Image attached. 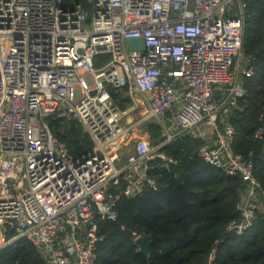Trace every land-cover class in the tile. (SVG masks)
<instances>
[{"label":"built area","instance_id":"obj_1","mask_svg":"<svg viewBox=\"0 0 264 264\" xmlns=\"http://www.w3.org/2000/svg\"><path fill=\"white\" fill-rule=\"evenodd\" d=\"M88 3L89 13L61 0H0V250L24 238L47 264H95L93 217L114 220L120 195L155 189L150 162L176 164L161 149L186 134L204 140V162L244 182L240 218L225 228L243 234L264 190L252 162L234 152L226 118L246 94L241 76L253 74L241 0ZM132 38L145 49L129 50ZM107 86L124 90L125 109ZM53 115L81 125L92 142L85 155L73 158L53 135ZM145 120L164 139L123 158L122 140Z\"/></svg>","mask_w":264,"mask_h":264},{"label":"trees","instance_id":"obj_2","mask_svg":"<svg viewBox=\"0 0 264 264\" xmlns=\"http://www.w3.org/2000/svg\"><path fill=\"white\" fill-rule=\"evenodd\" d=\"M62 6L80 3L89 13L88 0H61ZM244 10L243 53L253 70L241 76L246 94L226 115L234 128L232 147L243 160L251 161L253 174L264 190V0H241ZM99 57L96 65L106 61ZM120 109L128 106L124 90L107 86ZM53 135L63 142L73 158L92 147L89 136L74 119L49 116ZM151 145L164 139L161 126L145 121L142 125ZM204 140L186 134L162 147L176 164L150 162V176L156 188L140 194L120 195L115 202L114 220L93 217L100 240L96 243L95 264H264V210L257 211L253 226L241 235L225 230L240 218L237 205L245 184L238 176L227 175L220 167L204 162L197 154ZM122 185V182L121 184ZM109 192L116 195L118 187ZM136 235L151 240L150 255H144L134 241ZM213 253V259L210 255ZM0 264H47L26 239L0 250Z\"/></svg>","mask_w":264,"mask_h":264},{"label":"rangeland","instance_id":"obj_3","mask_svg":"<svg viewBox=\"0 0 264 264\" xmlns=\"http://www.w3.org/2000/svg\"><path fill=\"white\" fill-rule=\"evenodd\" d=\"M96 59H99L96 58ZM107 60V59H106ZM137 115V112L132 114V117L135 118ZM149 121V120H145ZM143 121L138 127H136L132 132H130L123 140H122V150H121V155L124 158L128 152L130 151H138L144 148H147V146H150L151 143L145 137L142 125L145 122ZM151 121V120H150ZM124 162H120L117 164V166H121ZM264 210V208L262 209Z\"/></svg>","mask_w":264,"mask_h":264},{"label":"water","instance_id":"obj_4","mask_svg":"<svg viewBox=\"0 0 264 264\" xmlns=\"http://www.w3.org/2000/svg\"><path fill=\"white\" fill-rule=\"evenodd\" d=\"M126 46L129 50H138L143 51L145 49L144 41L142 38H132L128 39L126 41ZM90 94H93V92H90ZM135 243L138 246V249L141 253L144 255H150V245L151 240L147 236H138L135 239Z\"/></svg>","mask_w":264,"mask_h":264}]
</instances>
